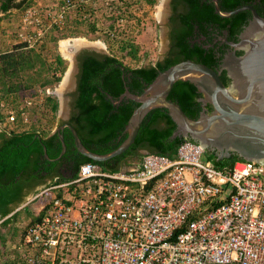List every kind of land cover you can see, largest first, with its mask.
Here are the masks:
<instances>
[{"label":"built area","instance_id":"2783aa9c","mask_svg":"<svg viewBox=\"0 0 264 264\" xmlns=\"http://www.w3.org/2000/svg\"><path fill=\"white\" fill-rule=\"evenodd\" d=\"M143 7L142 0H32L19 8L13 33L36 49L51 31L81 21L110 38L133 39ZM43 99L21 100L22 129ZM0 109V127L12 129L16 111L3 101ZM143 154L120 169L84 162L75 176L55 178L19 206L54 191L26 226L17 262L264 264V163L236 160L218 168L190 139L173 157Z\"/></svg>","mask_w":264,"mask_h":264},{"label":"trees","instance_id":"16d2710c","mask_svg":"<svg viewBox=\"0 0 264 264\" xmlns=\"http://www.w3.org/2000/svg\"><path fill=\"white\" fill-rule=\"evenodd\" d=\"M25 1L2 0L0 9L5 12L18 8ZM153 1L148 0L149 3ZM246 1L248 0H220V7L221 10H230ZM186 2L189 8L176 17L179 26L171 33V49L162 59H156L149 65L131 66L125 63L123 58L138 60L139 48L133 39H113L105 33L103 34L113 52L100 54L84 50L79 55L77 88L73 102L76 111L70 123L88 149L106 153L116 148L126 137L123 132L124 125L138 102L124 97L120 103L114 104L109 95L117 99L125 91V87L132 93H141L160 71L183 59H193L216 69L218 58L213 47H205L203 42L189 41L194 25L197 24L198 29L205 32V24H216L219 28H227L233 35L250 15L248 10H240L230 16H222L214 10L211 0ZM84 23L75 21L77 25ZM85 24H89V32L97 31L95 23ZM78 30L72 28L70 33H76ZM49 40L53 45L46 46L45 38L38 50L27 47L24 42H18L9 50L0 53V101L16 111L15 126L12 129L5 127L0 131V217L3 223L9 222L13 215L7 216L12 210L10 204L22 201L26 191L34 189L47 177L52 178V181L46 186H49L54 178L62 181L73 177L77 174L80 164L87 161L97 162L106 169H120L123 166L120 162L126 155H138L139 159L142 158L144 154L138 153L140 148H148L149 152L173 157L183 140H194L185 136L170 139L176 124L166 108L155 107L144 116L134 141L121 154L104 161L92 160L77 151L73 135L70 129L65 127L61 132L66 149L61 157L56 159L62 149L58 132L48 135L49 132L44 131L45 128L39 129L36 125L22 129L19 111L21 100L28 96L27 92L29 95L33 94L30 88L38 85L37 88L43 90L59 82L66 69L65 59L53 50L57 37L50 36ZM220 77L225 84L228 83L229 78L225 70H222ZM25 89L28 90L23 91ZM35 94L44 98L43 106H39V109L48 112L57 110L58 104L52 95H40L42 92ZM199 94L196 86L189 80H177L168 98L178 102L188 116L195 118L200 110V102L197 100ZM4 118L5 115L0 109V120L3 121ZM205 157L218 168L230 166L236 160H246L236 154L218 159L215 152L209 150H205ZM64 160L66 164L63 173L56 166ZM67 160L74 161L70 164Z\"/></svg>","mask_w":264,"mask_h":264},{"label":"water","instance_id":"95a60500","mask_svg":"<svg viewBox=\"0 0 264 264\" xmlns=\"http://www.w3.org/2000/svg\"><path fill=\"white\" fill-rule=\"evenodd\" d=\"M164 1L167 6L168 0ZM246 8L251 9L252 18L240 33V40L229 42L234 49H242V54L231 51L219 69L193 59H183L160 71L141 93H132L125 87L117 99L109 95L114 104L120 103L124 97L138 102L124 125V140L109 152L97 153L84 146L73 125L64 123L57 130L62 149L56 159L66 149L61 132L65 126L70 129L79 153L95 161H104L121 154L132 144L148 111L163 107L176 124L170 139L190 137L205 150L214 151L218 158L234 153L246 160L264 163V17L250 5L221 10L215 0V11L222 16ZM83 47H74L72 52L71 85L74 86L78 72L76 55ZM222 70L229 78L227 84L220 77ZM177 80H189L202 94L203 108L197 117L188 116L178 102L168 98ZM207 103L211 105L210 111L205 106ZM141 152L147 151L142 149Z\"/></svg>","mask_w":264,"mask_h":264},{"label":"rangeland","instance_id":"374dc122","mask_svg":"<svg viewBox=\"0 0 264 264\" xmlns=\"http://www.w3.org/2000/svg\"><path fill=\"white\" fill-rule=\"evenodd\" d=\"M32 0H26L23 4H27ZM143 1V11L140 14L141 21L139 22L137 28L138 31H133V41L138 46V60L133 61L129 58H123L125 63L130 64L131 66L140 65V64H146L149 60L155 61L156 59H162L168 52L169 49V41L167 36V26H166V18H167V8H165V4L163 5V0H154L152 3H149L148 0H142ZM43 3L45 2L42 1ZM166 3V2H165ZM22 4V5H23ZM163 5V15L159 16V9ZM72 28L79 29L76 33H70ZM89 24H75L70 23L65 29L63 30H54L52 33L47 35L46 37V46L53 45L52 42H50L49 38L50 36H56L57 41L56 44L53 47L54 51H57L66 61V69L63 72L61 79L64 78L65 72L69 69V67L72 65V61L65 57L61 50L59 42L60 40H66V39H76L79 37H83L88 41L87 45H84L82 49H89L91 51H96L97 53H107L113 52L110 49V46L108 44V41L106 40V36L103 33H100L98 30L95 32H89ZM65 32V33H63ZM63 33V34H62ZM97 42H104V47H98L95 46L94 43ZM93 44V45H92ZM10 48L12 46H9ZM41 47V46H40ZM34 48L35 50L40 49ZM9 48V49H10ZM48 48V47H46ZM4 49V48H3ZM0 49V53L4 52L9 49ZM72 49V48H71ZM70 49V50H71ZM73 50V49H72ZM37 71V70H36ZM60 79V81H61ZM10 81H13V79H9ZM8 80V83H9ZM32 82V80H29ZM60 81L54 84L49 85V88L51 91H53V98L56 99L58 107L55 112H48L44 109H38L35 110V115L31 114V125L38 127L39 129L45 128L44 131L50 132L52 129H56L59 122L68 116V112L71 108V94L74 91V84L72 82L69 83V85L63 87L62 82L60 84ZM60 85L61 89H65L61 95L58 94V87ZM2 86V82L0 81V87ZM38 85L30 88L33 91V94H30L27 92V95L29 97H37L35 96V92L40 95H46L44 90H40L37 88ZM67 88V89H66ZM28 89H25L23 91H26ZM41 91V92H40ZM52 181V178H46L43 182L39 183L37 185V189L42 188L46 186L48 183ZM54 191L45 192L44 194L40 195L38 198L33 199L29 201L26 205L17 208L15 210V214L10 218L9 222L3 223L2 219H0V264H8L12 261L15 262V264H19L17 261L21 260L22 258V252L25 251L26 247L23 242V233L26 228V226L33 220L35 217L34 211L38 210L39 204L41 200H44L46 198H49L52 196ZM31 194H29L27 197H30Z\"/></svg>","mask_w":264,"mask_h":264},{"label":"flooded vegetation","instance_id":"af4514ba","mask_svg":"<svg viewBox=\"0 0 264 264\" xmlns=\"http://www.w3.org/2000/svg\"><path fill=\"white\" fill-rule=\"evenodd\" d=\"M204 0H201V2H203ZM214 4V10H215V0H211ZM217 4L220 7V0H216ZM242 5H250L253 8H255L256 12L260 15L264 17V1L263 0H248L244 3H242L240 6ZM167 18H166V26H167V36H168V41H169V49L168 52L171 49V33L174 31V29L176 27L179 26L178 20H177V16L180 15V13H185L189 6L186 2V0H168L167 2ZM221 8V7H220ZM243 10H248L249 11V16L246 20V22L242 23L240 26V29L235 32L233 35H231V33H229L227 28H219L216 24H205L206 25V30L205 32L200 31L198 29V25L195 24L194 28H193V32L192 34L189 36V41L192 42H203V45L205 47H209L212 46L215 56L218 58V69L220 68V64L224 61V59L226 58L227 55H229L231 53V51H234L235 54L240 55L243 53L242 49L236 48L234 49V46H232L231 44H229L230 41H234V42H238L240 40V33L243 31V29L245 28V26L248 24L249 20L252 18V11L250 8H246ZM84 50H89V49H81L78 51L76 58H77V64H78V57L79 55L84 52ZM91 51V50H89ZM93 52V51H92ZM95 52V51H94ZM167 52V53H168ZM78 71H79V65H78ZM78 74V72H77ZM77 74H76V84L74 86V91L71 94V108L68 112V116L63 119L55 132H57L58 128L60 127V125L64 124V123H70V120L73 116V114L75 113L76 109L74 107V98H75V92H76V88H77ZM199 92V91H198ZM200 93V92H199ZM202 97V94L200 93L197 96V100L200 102V110L203 108L202 107V102L200 100V98ZM208 109V111L211 110V105L209 103H207L205 105ZM199 110V112H200ZM199 114V113H198ZM71 124V123H70ZM66 127V126H65ZM64 127V128H65ZM63 128V130H64ZM145 149L147 152H149L148 148H140L138 149V153H142L141 150ZM234 153H230L228 156H224V157H229L231 155H233ZM237 155V154H236ZM239 156V155H238ZM222 157V158H224ZM218 158V157H217ZM59 159V158H58ZM220 159V158H218ZM70 164L73 163L74 160H67ZM139 161V157L138 155H126L122 160H121V164L123 166H125L128 163H132V162H137ZM65 160L64 161H60L56 168H58V170H60L61 172H65ZM49 178V177H47ZM46 179V178H45Z\"/></svg>","mask_w":264,"mask_h":264},{"label":"crops","instance_id":"0c3cea01","mask_svg":"<svg viewBox=\"0 0 264 264\" xmlns=\"http://www.w3.org/2000/svg\"><path fill=\"white\" fill-rule=\"evenodd\" d=\"M39 2L41 1H44L45 2V0H38ZM54 0H46V2L45 3H50V2H53ZM1 3H2V0H0V6H1ZM23 5H21L20 7H22ZM20 7H18V8H12V9H9V10H7V11H5V12H2L1 11V9H0V49H9L10 47L9 46H12L13 44H15V43H17L18 41L15 39V36H14V31L16 30L15 28H16V18H17V15H18V11H19V8ZM67 41V43H66V45L65 46H67L66 47V51L67 52H69V53H71L72 54V52H73V48L74 47H76V44H75V41H74V39H66ZM62 41H64L65 42V40L63 39V40H60V42H59V45H60V50H61V52H62V54L65 56V53H64V51L61 49V46H63L62 44L64 43V42H62ZM103 43V45H104V42H102ZM105 46V45H104ZM72 48V49H71ZM3 49V50H4ZM71 49V50H70ZM136 60H134V62H135ZM154 61H152V60H149L146 64H144V65H149L150 63H153ZM64 77V76H63ZM62 80H63V78H62ZM62 80L60 81V84H61V82H62ZM67 89V88H66ZM64 90L65 89H61L60 88V85H59V87H58V89H57V91H58V94L59 95H61V93H63L64 92ZM63 119H65V118H63ZM62 119V120H63ZM61 120V121H62ZM60 121V122H61ZM59 122V123H60ZM59 125V124H58ZM58 125H57V127H58ZM57 127H56V129H57ZM3 128H1L0 127V131L2 130ZM56 129L54 130V129H52L49 133H48V135H50V134H52V133H54L55 131H56ZM55 179V178H54ZM38 185V184H37ZM37 185L34 187V189H32V190H30V191H26L25 193H24V197H23V199H22V201H20V202H15V203H11L10 204V207H11V212L10 213H8V215L7 216H9V214L10 215H14L15 214V210H17V208L19 207V206H21L22 204H24V203H26L28 200H30L32 197H33V195L35 194V193H37L40 189H42V188H39L38 190H36L38 187H37ZM45 187V186H44ZM29 194H31V196L30 197H27ZM37 211L38 210H36V211H34V214H35V217L33 218V220L36 218V213H37ZM12 215V216H13ZM11 216V217H12ZM10 217V218H11ZM0 219H2V217H0ZM32 220V221H33Z\"/></svg>","mask_w":264,"mask_h":264},{"label":"bare ground","instance_id":"6f19581e","mask_svg":"<svg viewBox=\"0 0 264 264\" xmlns=\"http://www.w3.org/2000/svg\"><path fill=\"white\" fill-rule=\"evenodd\" d=\"M162 3L164 5L165 1L163 0ZM163 5L159 9V13H158L159 16L163 15ZM66 41L67 40H65V42L62 41L64 43L62 44L63 46H61V49L64 51V53L66 55L65 57H67L68 59H70L72 61V54L66 51V47H67V46H65L66 43H67ZM74 41H75V44H76L77 48L82 46L83 44L84 45L88 44V41L85 38H83V37L76 38V39H74ZM94 45L98 46V47H101V48L104 47L103 43H101V42L94 43ZM71 69H72V65L69 67V69L67 70V72H66V74H65V76H64V78L62 80V86L63 87L69 85V83L71 82V78H72V76H71L72 70Z\"/></svg>","mask_w":264,"mask_h":264}]
</instances>
